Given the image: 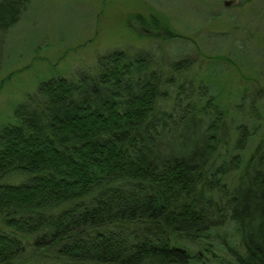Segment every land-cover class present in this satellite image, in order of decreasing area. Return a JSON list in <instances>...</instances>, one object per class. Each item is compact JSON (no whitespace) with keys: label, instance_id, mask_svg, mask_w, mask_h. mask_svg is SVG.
<instances>
[{"label":"trees","instance_id":"1","mask_svg":"<svg viewBox=\"0 0 264 264\" xmlns=\"http://www.w3.org/2000/svg\"><path fill=\"white\" fill-rule=\"evenodd\" d=\"M129 26L164 45L41 81L0 130V264H264V125L228 123L159 15Z\"/></svg>","mask_w":264,"mask_h":264},{"label":"rangeland","instance_id":"2","mask_svg":"<svg viewBox=\"0 0 264 264\" xmlns=\"http://www.w3.org/2000/svg\"><path fill=\"white\" fill-rule=\"evenodd\" d=\"M24 2L18 22L0 29V130L15 122L16 107L37 92L41 81L94 66L116 48L151 50L156 43L164 45L130 28L137 13L157 14L190 39L184 41L194 60L188 76L210 79L213 94L229 113L228 123L264 125V0ZM179 40L165 43L168 55L179 54ZM261 129L251 149L264 136Z\"/></svg>","mask_w":264,"mask_h":264}]
</instances>
